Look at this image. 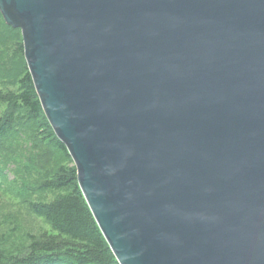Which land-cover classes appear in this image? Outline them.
<instances>
[{"label":"water","instance_id":"obj_1","mask_svg":"<svg viewBox=\"0 0 264 264\" xmlns=\"http://www.w3.org/2000/svg\"><path fill=\"white\" fill-rule=\"evenodd\" d=\"M118 264H264V0H0Z\"/></svg>","mask_w":264,"mask_h":264},{"label":"trees","instance_id":"obj_2","mask_svg":"<svg viewBox=\"0 0 264 264\" xmlns=\"http://www.w3.org/2000/svg\"><path fill=\"white\" fill-rule=\"evenodd\" d=\"M19 33L0 13L2 65L15 63L8 75L11 83L0 90V105L13 111L0 116V174L16 175L22 189L28 180L37 181L44 197L28 201L27 208L53 234L26 232L24 238L2 244L0 264H118L78 186L72 159L43 112ZM56 153L70 163L58 166L52 160Z\"/></svg>","mask_w":264,"mask_h":264},{"label":"rangeland","instance_id":"obj_3","mask_svg":"<svg viewBox=\"0 0 264 264\" xmlns=\"http://www.w3.org/2000/svg\"><path fill=\"white\" fill-rule=\"evenodd\" d=\"M19 37L21 38V33ZM3 63L4 59L0 56V90H5L11 83L8 75L12 73L10 72L12 66H15L14 62H9L7 66H3ZM12 112L11 109L0 105V116L3 118ZM56 154L52 160H55L58 166L70 163V158ZM26 185H29L28 188L22 189L18 177L8 171L0 174V246L24 238L26 232L34 235H40L43 232L53 234L42 218L27 208L28 201L40 200L44 197L37 181L30 179ZM20 190L22 194L19 193Z\"/></svg>","mask_w":264,"mask_h":264}]
</instances>
